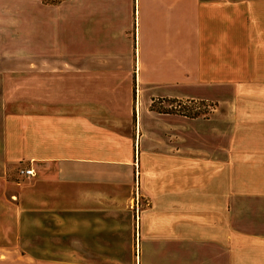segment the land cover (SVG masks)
I'll return each mask as SVG.
<instances>
[{"label": "crops", "instance_id": "0c3cea01", "mask_svg": "<svg viewBox=\"0 0 264 264\" xmlns=\"http://www.w3.org/2000/svg\"><path fill=\"white\" fill-rule=\"evenodd\" d=\"M39 1L0 7V264H50L7 243L59 236L92 264H260L264 157L241 144L264 137L229 111L264 79V0ZM22 61L63 73L32 77L29 113L13 114L5 67ZM105 62H125L126 84L102 80ZM159 98L222 112H159ZM21 162L35 174L14 176Z\"/></svg>", "mask_w": 264, "mask_h": 264}, {"label": "rangeland", "instance_id": "374dc122", "mask_svg": "<svg viewBox=\"0 0 264 264\" xmlns=\"http://www.w3.org/2000/svg\"><path fill=\"white\" fill-rule=\"evenodd\" d=\"M22 1L23 0H10V1L0 0V7H3L6 12H9L10 8L15 7L14 5L21 4ZM24 1L29 2L30 0H24ZM40 1L41 2L43 1L42 3L46 5H50V3L59 4L63 2V0H40ZM6 15H9L8 16L9 20H11L14 16L13 14H6ZM6 28L7 29H5L6 31L5 34L6 37H8L9 35H11V31H13L12 29L13 27L9 26ZM5 34L4 32H0V37L5 38ZM97 65L98 67H95L94 69H97V73L99 74H100V70L102 71L101 74L103 76L102 77L103 81L109 80V76L113 75L116 77L113 78V80H116L118 84H126L127 76L124 74V70H126L125 62H113V63L105 62L102 63V65L100 64ZM5 68H6L5 72L9 74V76H7L6 78L7 85H9V87H14L15 89L17 88L16 90H14V94H11L8 97V106L11 110L10 112L13 114L29 113L30 111L29 87L33 79L32 77H34L35 75H39V76L44 75V77L42 76L38 78L39 85H45V84L50 85L52 81L58 80L60 78V75L63 73V69L57 64L42 65L41 67H37L35 65H31L30 61L18 62L15 63V65L13 66L9 63ZM85 69L89 70L90 66L86 67ZM114 73L117 74L115 75ZM245 82H246L245 85L248 86L246 92L241 94V98L231 99L233 102H231L232 106L230 107V111H229L230 115L234 116V119L236 120V124L238 125V127H241V132L254 134V135L256 134L258 136L261 135L262 137H264V79H261V84L257 82L254 84L253 79H246ZM177 104H180L182 106L181 108L192 109V111L200 110L205 112L204 113L205 115H201L200 117L219 116L220 113L222 112L221 105H217L218 103L213 101H200V100H187V99H181L180 103L170 102V101H164L163 103H161L159 101H156V105L163 107H170L172 105H177ZM223 112H227V111H223ZM235 132H238V130H236ZM254 146L256 147V149L260 150L258 151L259 153L258 156L264 157V147H263L264 141L262 143L260 141L249 144L248 142L246 144L242 143L241 149L243 151L246 150L249 151L253 149ZM261 150L263 151L261 152ZM249 154L252 156L257 155L254 150H251ZM29 166H31L30 162H21V163L13 164L10 166V171L14 173V176L16 175L15 173H17L18 176H20L21 174L19 173V169L26 168ZM18 181L24 183L28 182L23 178H19ZM10 191L14 192V190L12 189ZM63 239L64 238L60 236L57 238H22V239L13 238L14 241H11V243H7V246H15V247L21 246L23 250H27L30 249V247L32 248L35 244H38L39 246H42V250H40L39 253H31V254H34L35 256L40 258L39 260L41 261H49L51 263L60 264L63 258L64 259L69 258L71 262L80 261L81 263L86 262L85 264L93 263L94 261L93 254L80 255L76 253L77 251L76 247L71 248L74 251L67 254L61 251V245L58 247L53 246L54 243L61 244V241ZM46 245L50 247L48 249L44 248L46 247ZM45 250L47 251L44 252ZM122 257L125 258V255H122ZM102 264H107V263L105 262V260H103ZM260 264H264V255L262 256V260Z\"/></svg>", "mask_w": 264, "mask_h": 264}, {"label": "trees", "instance_id": "16d2710c", "mask_svg": "<svg viewBox=\"0 0 264 264\" xmlns=\"http://www.w3.org/2000/svg\"><path fill=\"white\" fill-rule=\"evenodd\" d=\"M180 100L181 99H170V98L160 99L159 98V99L154 100L152 102L151 109L156 110V111H159V112L178 113V114H182V115L189 116V117H199L201 115H205L204 114L205 112L200 111V110H194V111H192V109L181 108L182 106L180 104L172 105L170 107H163V106L156 105V101H159L161 103H163L164 101H170V102L180 103ZM187 100H193V99H187ZM200 101H204V100H200ZM177 107H179V108H177Z\"/></svg>", "mask_w": 264, "mask_h": 264}, {"label": "built area", "instance_id": "2783aa9c", "mask_svg": "<svg viewBox=\"0 0 264 264\" xmlns=\"http://www.w3.org/2000/svg\"><path fill=\"white\" fill-rule=\"evenodd\" d=\"M19 173L24 176H32L34 174V170L32 166H29L26 168L19 169Z\"/></svg>", "mask_w": 264, "mask_h": 264}]
</instances>
